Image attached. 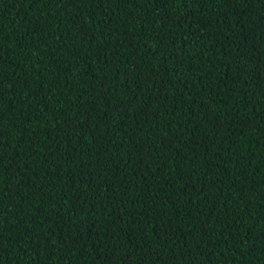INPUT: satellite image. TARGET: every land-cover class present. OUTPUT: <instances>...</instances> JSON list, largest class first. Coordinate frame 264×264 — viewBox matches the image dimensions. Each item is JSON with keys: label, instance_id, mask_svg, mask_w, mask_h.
<instances>
[{"label": "trees", "instance_id": "16d2710c", "mask_svg": "<svg viewBox=\"0 0 264 264\" xmlns=\"http://www.w3.org/2000/svg\"><path fill=\"white\" fill-rule=\"evenodd\" d=\"M0 264H264V0H0Z\"/></svg>", "mask_w": 264, "mask_h": 264}]
</instances>
